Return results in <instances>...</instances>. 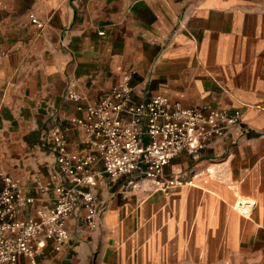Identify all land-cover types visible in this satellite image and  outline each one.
Listing matches in <instances>:
<instances>
[{"label": "crops", "instance_id": "crops-1", "mask_svg": "<svg viewBox=\"0 0 264 264\" xmlns=\"http://www.w3.org/2000/svg\"><path fill=\"white\" fill-rule=\"evenodd\" d=\"M126 72L136 101L240 109L247 131L198 158L180 153L166 174L189 182L168 194L103 175L98 226L81 209L42 264H264V0H0V170L34 198L19 217L50 202L35 184L55 165L51 127L83 116L78 104H97ZM85 136L71 128L68 148H88Z\"/></svg>", "mask_w": 264, "mask_h": 264}, {"label": "built area", "instance_id": "built-area-1", "mask_svg": "<svg viewBox=\"0 0 264 264\" xmlns=\"http://www.w3.org/2000/svg\"><path fill=\"white\" fill-rule=\"evenodd\" d=\"M30 18L43 29V21L33 13ZM124 78L97 104H78L83 116L71 118L66 125L56 123L49 130L46 144L55 165L49 179H39L35 186L42 195L51 193V197L49 204L37 209L35 217H19L34 198L24 193L18 177L0 170V264H42L39 255L49 243L57 251L69 241L70 220L81 209L88 226L96 228L102 208L94 188L103 175L128 176L127 184L132 188L145 185L168 194L189 182L180 174H166V166L180 153L198 158L215 138L232 129L247 131L240 109L185 106L164 94L136 101L131 73L126 72ZM66 95L81 101L73 87ZM73 127L84 130L88 148H68V132ZM206 171L213 173L214 168ZM199 175L202 172L193 171L194 177ZM23 258L26 262H21Z\"/></svg>", "mask_w": 264, "mask_h": 264}]
</instances>
